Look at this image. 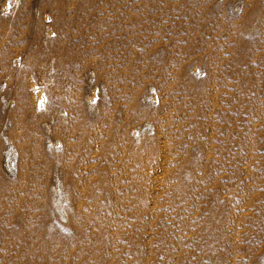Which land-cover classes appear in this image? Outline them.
I'll list each match as a JSON object with an SVG mask.
<instances>
[{
  "label": "rangeland",
  "instance_id": "obj_1",
  "mask_svg": "<svg viewBox=\"0 0 264 264\" xmlns=\"http://www.w3.org/2000/svg\"><path fill=\"white\" fill-rule=\"evenodd\" d=\"M0 264H264V0H0Z\"/></svg>",
  "mask_w": 264,
  "mask_h": 264
},
{
  "label": "bare ground",
  "instance_id": "obj_2",
  "mask_svg": "<svg viewBox=\"0 0 264 264\" xmlns=\"http://www.w3.org/2000/svg\"><path fill=\"white\" fill-rule=\"evenodd\" d=\"M131 139V138H130ZM151 147V146H150ZM165 154V153H164ZM106 158L108 159V162L109 163H111L112 161H113V157H112V154L111 155H109V154H107V156H106ZM111 161V162H110ZM163 161V160H162ZM161 161V162H162ZM146 162V161H145ZM164 165V164H163ZM58 171H59V180H61V178H63V172H62V170H61V168H60V170L58 169ZM72 179H75V176H74V174H70V176L69 177H67V180L68 181H70V184H68V188H69V191L66 193V196H67V198H68V200H71L70 201V204H71V207L69 206V208H68V210L70 211V213L73 211V188H72V184H71V182H72ZM106 180L105 179H102L101 180V186L103 187V191H108V187L106 186ZM79 186V185H78ZM81 187V186H80ZM77 200V199H76ZM74 205H75V203H74Z\"/></svg>",
  "mask_w": 264,
  "mask_h": 264
}]
</instances>
